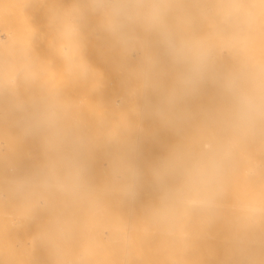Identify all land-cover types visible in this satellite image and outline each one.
Listing matches in <instances>:
<instances>
[{
  "label": "bare ground",
  "instance_id": "obj_1",
  "mask_svg": "<svg viewBox=\"0 0 264 264\" xmlns=\"http://www.w3.org/2000/svg\"><path fill=\"white\" fill-rule=\"evenodd\" d=\"M72 1L78 2L79 7L73 6ZM166 1L69 0L71 4L67 3L69 10L74 8L70 14L77 11L80 39L69 38L72 42L66 40V45L72 49L71 43L75 44L76 49L71 52L76 50L74 55L80 59L76 60L80 63H77L79 76L90 77L83 89L88 93L94 91L104 77L122 78L114 93L116 106H111L113 113L108 117L116 120L121 116L118 125L125 128L128 137L122 142L125 145L120 146L115 135L123 134L117 132L114 123H109L107 132L112 137L107 141V153L110 152L115 163L116 150L126 155L132 149L131 143L137 141L144 167L135 178L137 192L133 196L141 200V210L149 209L152 203L160 209L151 210L140 228L162 236L152 247L144 248L134 264H264V0H168L175 11L184 6L181 14L193 26L191 35L195 40L186 39V44L190 42L191 46L186 45L185 50L194 61L188 67L171 66L168 70L174 73L163 74L171 81L170 86L165 89L164 85L159 86L162 89L157 97L150 88L141 87V96L132 100L140 104L139 115L130 107L122 113L118 100L123 87L138 83L143 86L142 81L130 79L138 80L141 69L138 54L151 48L152 54L157 51L155 37L148 35L150 23L143 10L152 4L164 7ZM101 3L133 5L121 15L123 20L119 18L121 22L127 21L125 26L118 23L124 31L117 27L107 33L104 16L93 10L94 5ZM47 19L41 20L51 21ZM47 23L46 29L55 28ZM8 27L5 24L4 29ZM36 29L35 33L41 28ZM53 31L48 34L53 41L49 45L58 49V40H54L59 38ZM85 32H88L86 36ZM6 33L8 40L12 38L11 30ZM3 41L0 36V43ZM28 42L27 46L31 43ZM12 43L13 48L15 44L19 46V51L9 47L15 51L8 48L11 54L20 56L25 50L19 45H24L23 40ZM45 45L46 42L41 44ZM48 47L43 48L48 50ZM31 49L35 53L36 47ZM153 69L147 68L150 75ZM131 123H136L135 130ZM165 151H169V160L162 157ZM164 161L170 164V169L157 167Z\"/></svg>",
  "mask_w": 264,
  "mask_h": 264
},
{
  "label": "rangeland",
  "instance_id": "obj_2",
  "mask_svg": "<svg viewBox=\"0 0 264 264\" xmlns=\"http://www.w3.org/2000/svg\"><path fill=\"white\" fill-rule=\"evenodd\" d=\"M63 1L0 0V36L5 40L0 43V264H134L144 248L152 247L162 236L140 228L151 210L160 209L152 203L149 209L141 210V200L133 196L137 192L135 178L144 167L137 141L131 143L127 157L117 149L115 163L107 153V141L112 137L107 132L109 123H114L117 132L123 134L115 135L120 146L125 145L122 142L128 137L125 128L118 125L121 116L116 120L108 117L113 113L111 106H116L114 93L122 78L104 77L94 91L88 93L83 89L90 77L79 76V57L74 55L76 50L71 52L76 49L75 44L71 43L70 47H74L69 50L66 43L80 39L77 11L72 16L70 10L73 12L74 8L69 10V0H65L68 11L65 10ZM170 7L167 0L160 8L163 15L159 23L148 19V35L155 37L157 51L153 48L152 54L151 48L138 54V80L130 79L142 81L143 86L138 83L123 87L118 100L122 113L130 107L139 115L140 104L132 100L141 96V87L150 88L157 97L161 85L164 89L170 86L171 81L163 74L174 73L168 70L171 66L188 67L194 61L185 50L186 45L191 46L185 40H195L191 35L193 26L181 14L184 6L178 9L180 13ZM70 17L76 19L70 20L74 24L68 21ZM44 18L51 21L41 20ZM121 20L120 26H125L127 21ZM45 23L55 28L46 29ZM5 24L10 25L8 30L12 33L15 29L9 40ZM30 27L41 31L36 29L35 33ZM51 31L60 39L52 37L58 40V49L49 45L53 42L48 35ZM39 36L40 40L36 39ZM24 38L25 43L31 42L29 46ZM12 40H23L26 46L19 45L27 51H21L20 56L11 54L19 51V46L11 45ZM39 42H46L48 50ZM35 47L33 53L31 48ZM132 53L137 52L133 49ZM147 68H154L150 71L153 75ZM145 98H149V93ZM131 125L133 130L137 128L136 123ZM168 152L162 156L167 160ZM157 156L160 157L159 153ZM157 167L168 170L170 164L164 161Z\"/></svg>",
  "mask_w": 264,
  "mask_h": 264
},
{
  "label": "clouds",
  "instance_id": "obj_3",
  "mask_svg": "<svg viewBox=\"0 0 264 264\" xmlns=\"http://www.w3.org/2000/svg\"><path fill=\"white\" fill-rule=\"evenodd\" d=\"M133 5L126 3L106 4L101 3L93 6V10L100 11L104 16V22L106 29L110 32L115 31L118 27L119 17L126 12V10ZM143 14L147 19L153 23H159L162 18V10L158 5H148L144 10Z\"/></svg>",
  "mask_w": 264,
  "mask_h": 264
}]
</instances>
